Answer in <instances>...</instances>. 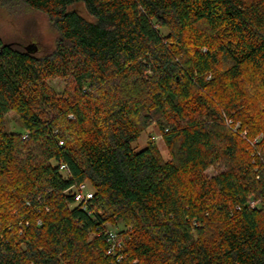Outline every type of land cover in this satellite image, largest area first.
Segmentation results:
<instances>
[{
    "label": "trees",
    "instance_id": "16d2710c",
    "mask_svg": "<svg viewBox=\"0 0 264 264\" xmlns=\"http://www.w3.org/2000/svg\"><path fill=\"white\" fill-rule=\"evenodd\" d=\"M4 1L57 39L0 38V264H264V0Z\"/></svg>",
    "mask_w": 264,
    "mask_h": 264
},
{
    "label": "rangeland",
    "instance_id": "374dc122",
    "mask_svg": "<svg viewBox=\"0 0 264 264\" xmlns=\"http://www.w3.org/2000/svg\"><path fill=\"white\" fill-rule=\"evenodd\" d=\"M71 8L75 9L87 20H92L82 5H74ZM0 38L5 43H16L24 47L35 44L39 48L40 53H47L54 48L57 35L44 14L31 10L19 1L0 0ZM47 84L59 97L71 89V83L64 78L55 77L48 79ZM228 124L231 125L230 122ZM5 129L13 133L21 132V125L15 113L10 112L6 116ZM255 139H262V134H258ZM149 142H153L157 146L163 159H170L169 151L154 126L149 127L140 136L135 146L140 148ZM221 170L222 167L217 165L207 169L204 175L212 177ZM86 187L92 192L89 185H86ZM107 227L112 230H121L123 228L120 223L113 226L109 224ZM91 237H93L92 234L90 235Z\"/></svg>",
    "mask_w": 264,
    "mask_h": 264
},
{
    "label": "built area",
    "instance_id": "2783aa9c",
    "mask_svg": "<svg viewBox=\"0 0 264 264\" xmlns=\"http://www.w3.org/2000/svg\"><path fill=\"white\" fill-rule=\"evenodd\" d=\"M228 123V122H227ZM61 169H66L64 165L61 166ZM74 201L77 204H86L89 200L92 199V192L89 191L85 184H82L73 189ZM106 241L109 244L107 250V255L116 256L118 261L123 260V255L121 253V242L117 238V233L115 230L107 228L105 230ZM120 252L119 254H117Z\"/></svg>",
    "mask_w": 264,
    "mask_h": 264
},
{
    "label": "water",
    "instance_id": "95a60500",
    "mask_svg": "<svg viewBox=\"0 0 264 264\" xmlns=\"http://www.w3.org/2000/svg\"><path fill=\"white\" fill-rule=\"evenodd\" d=\"M26 49H27L28 51H30L32 48L30 49V46H29V47H26Z\"/></svg>",
    "mask_w": 264,
    "mask_h": 264
}]
</instances>
